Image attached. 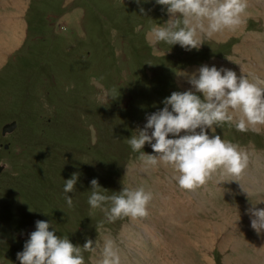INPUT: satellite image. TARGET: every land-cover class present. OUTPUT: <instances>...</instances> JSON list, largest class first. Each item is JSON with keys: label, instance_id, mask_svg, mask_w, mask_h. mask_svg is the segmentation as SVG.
I'll return each instance as SVG.
<instances>
[{"label": "rangeland", "instance_id": "374dc122", "mask_svg": "<svg viewBox=\"0 0 264 264\" xmlns=\"http://www.w3.org/2000/svg\"><path fill=\"white\" fill-rule=\"evenodd\" d=\"M244 2V23L202 34L200 49L186 51L154 41L150 30L168 19L162 5H145L153 8L145 16L134 0H0V204L8 215L0 211V264H19L37 219L74 244L87 236L102 248L113 239L120 264H264V231L245 212L264 207V122L243 131L217 125L245 166L213 170L192 189L171 165L149 164L128 143L146 113L190 87L184 72L201 64L232 68L264 89V0ZM73 171L81 182L69 206L63 177ZM94 176L107 195L151 192L146 214L109 220L92 208ZM82 255L96 264L100 248Z\"/></svg>", "mask_w": 264, "mask_h": 264}, {"label": "clouds", "instance_id": "9594fccd", "mask_svg": "<svg viewBox=\"0 0 264 264\" xmlns=\"http://www.w3.org/2000/svg\"><path fill=\"white\" fill-rule=\"evenodd\" d=\"M145 16L153 11L147 4L162 5L168 15L165 25L152 27L154 41L179 45L186 51L199 50L204 44L202 34L212 36L225 28L235 29L244 23V0H134ZM166 55V54H165ZM188 77L189 88L172 91L163 98L162 108L146 113L145 122L134 130L136 135L128 143L149 164L165 162L178 172L181 187L192 189L205 183L209 174L223 167L232 174L244 168L236 144L222 139L216 126L229 122L239 130L248 124L264 122V89L237 74L232 68L216 64H201ZM152 152H146L145 145ZM143 150V151H141ZM81 173L73 171L64 178L63 191L69 206L80 183ZM91 194L88 204L101 208L109 220L121 216H143L151 192L143 187H123L119 193L107 195V188L98 176L90 179ZM100 189H103L101 191ZM106 202H110V207ZM251 227L264 231V207L252 206L245 210ZM82 248L93 253L100 248L96 264H120V256L111 238L102 248L96 240L86 236L83 245L73 243L57 234L50 220L37 219L35 228L27 233L23 247L17 251L19 264H85Z\"/></svg>", "mask_w": 264, "mask_h": 264}, {"label": "water", "instance_id": "95a60500", "mask_svg": "<svg viewBox=\"0 0 264 264\" xmlns=\"http://www.w3.org/2000/svg\"><path fill=\"white\" fill-rule=\"evenodd\" d=\"M15 127H16L15 121H12L11 123L5 124L1 128V137L6 136L7 134H11L13 132V130L15 129ZM5 148H6V146H5ZM0 171H1V168H0Z\"/></svg>", "mask_w": 264, "mask_h": 264}, {"label": "trees", "instance_id": "16d2710c", "mask_svg": "<svg viewBox=\"0 0 264 264\" xmlns=\"http://www.w3.org/2000/svg\"><path fill=\"white\" fill-rule=\"evenodd\" d=\"M0 211H1V216H3L5 219H8V215L6 214V208L4 207V204H0Z\"/></svg>", "mask_w": 264, "mask_h": 264}, {"label": "bare ground", "instance_id": "6f19581e", "mask_svg": "<svg viewBox=\"0 0 264 264\" xmlns=\"http://www.w3.org/2000/svg\"><path fill=\"white\" fill-rule=\"evenodd\" d=\"M249 12V11H248ZM254 14V13H253ZM223 31V30H222ZM214 34H222V32L221 33H219V32H216V33H214ZM223 35V34H222ZM213 36H215V35H213ZM257 36V35H256ZM255 41V40H254ZM259 41V40H258ZM256 44H257V41H256ZM260 45V44H259ZM263 46V45H262ZM248 57V56H247ZM249 59V58H248ZM137 73V72H136ZM126 76H128V74L126 75ZM175 76V75H174ZM173 78V77H172ZM135 81V80H134ZM146 82H147V80H146ZM171 83V82H170ZM136 84V83H135ZM172 84H173V80H172ZM175 85V84H174ZM106 134V133H105ZM107 135V134H106ZM2 138V137H1ZM151 178V177H150ZM156 185V184H155ZM168 189V188H167ZM161 191V190H160ZM171 196H172V194H171ZM174 197V196H173ZM176 197V196H175ZM176 200V199H175ZM176 202V201H175ZM179 202V201H178ZM180 203H182L181 201H180ZM184 204V203H183ZM183 204H180V205H183ZM184 206V205H183ZM187 208H188V206H187Z\"/></svg>", "mask_w": 264, "mask_h": 264}]
</instances>
